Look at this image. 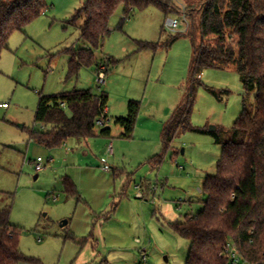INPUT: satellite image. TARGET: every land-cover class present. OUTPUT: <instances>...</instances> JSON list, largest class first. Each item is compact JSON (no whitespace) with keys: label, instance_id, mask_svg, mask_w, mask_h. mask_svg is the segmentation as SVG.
<instances>
[{"label":"rangeland","instance_id":"obj_1","mask_svg":"<svg viewBox=\"0 0 264 264\" xmlns=\"http://www.w3.org/2000/svg\"><path fill=\"white\" fill-rule=\"evenodd\" d=\"M45 1V13L13 32L0 57V103L8 104L0 108V209H9L20 251L31 259L21 264H133L140 248L147 250L146 264H184L190 242L169 223L202 208L203 182L221 153L216 139L237 137L232 124L243 108L254 110V90L243 88L234 67L202 69L194 81L192 129L163 149L162 123L184 91L191 57L187 0H174L179 12L167 15L154 6L134 10L122 24L119 6L95 62L71 77L66 51L88 46L79 36L82 19L71 20L85 0ZM167 18L180 22L177 31L167 28ZM136 40L156 48L135 51ZM100 66L104 84L97 81ZM72 89L107 92L111 111L122 99L138 100L132 136H122L108 115L110 136L99 135V126L91 138L54 148L37 144L30 131L42 128L34 122L39 95ZM161 152L159 163L150 160ZM37 157L39 172L31 164ZM65 177L77 192L64 191Z\"/></svg>","mask_w":264,"mask_h":264},{"label":"trees","instance_id":"obj_2","mask_svg":"<svg viewBox=\"0 0 264 264\" xmlns=\"http://www.w3.org/2000/svg\"><path fill=\"white\" fill-rule=\"evenodd\" d=\"M187 2L189 29L184 35L191 45V57L182 98L161 130L163 149L178 133L192 129L189 119L195 98L194 81L204 68L234 67L243 88L254 90V110L243 108L233 122L236 138L216 139L221 143V153L215 173L203 182L202 208L169 226L190 242L184 264H231L221 254L228 243L234 244L247 264H264V0ZM119 6L123 7L121 24L134 10L148 6L165 15L179 12L174 0H85L71 20L82 19L79 36L88 46L66 51L67 77L76 76L79 68L95 62L94 50L110 32L109 20ZM47 9L45 0H0V57L11 34L23 30ZM135 43V51L156 48L148 41ZM118 61L112 59L114 63ZM107 101L102 90L94 93L90 89H72L39 95L34 122L42 128L31 130L30 138L48 148L59 147L70 138L94 137L101 119L99 135L110 136L111 129L106 124L109 118L102 116ZM139 108L140 102L130 99L126 115L114 118L125 138L133 134ZM162 158L163 152L150 160L157 164ZM63 188L69 195L77 192L67 177ZM30 260L20 251L19 234L9 222V209H0V264Z\"/></svg>","mask_w":264,"mask_h":264},{"label":"built area","instance_id":"obj_3","mask_svg":"<svg viewBox=\"0 0 264 264\" xmlns=\"http://www.w3.org/2000/svg\"><path fill=\"white\" fill-rule=\"evenodd\" d=\"M178 5L181 6V3H179ZM184 20L187 24L186 18ZM184 20H182V21L184 22ZM185 22H184V25L186 28ZM165 24L170 31H177V29L180 26V22L175 18H167ZM185 28H184V30H185ZM104 70H105V68L101 67L99 69V71L97 72V81L99 84L105 83V77L106 76H105ZM7 107H8L7 103H0V108H7ZM105 114H106V107L103 108L102 116H104ZM97 124L99 126H101L103 124L102 119L98 120ZM107 151H108L109 155L113 154V146H112L111 142L107 146ZM31 164H32L33 169L36 172L41 171L44 167L43 166V160L41 157H37L33 162H31ZM103 169L106 170V167L103 166ZM137 197H139V198L142 197V193L140 191L137 193ZM221 254L223 256L227 257L230 260L231 264H247V262L242 258V256L236 250L234 244H231V243L226 244L224 246ZM147 255H148L147 250L145 248H140L138 251L137 259L133 262V264H146L147 263Z\"/></svg>","mask_w":264,"mask_h":264},{"label":"crops","instance_id":"obj_4","mask_svg":"<svg viewBox=\"0 0 264 264\" xmlns=\"http://www.w3.org/2000/svg\"><path fill=\"white\" fill-rule=\"evenodd\" d=\"M117 60H120V59H117ZM101 67H103V66H100V68ZM107 76V75H106ZM108 84H109V80H108V82H106V88H107V90H109L108 89ZM185 89V88H184ZM103 91V90H102ZM105 92V91H104ZM106 94H107V96H108V101H109V95H108V93L107 92H105ZM183 93H184V91H182V93H181V95H180V97H179V100H178V103L180 102V100H181V98H182V95H183ZM129 100V99H128ZM128 100H127V102H128ZM108 101H107V105H106V116L108 117V115H109V117H121V116H123V115H125V111H126V106H127V103L125 102L126 100L125 99H122L121 100V102H119L118 104H119V106H117V108L119 107V109H115L114 108V111H111V106H113V103L112 104H110V106H108ZM178 103H177V105H178ZM176 105V106H177ZM121 108V109H120ZM173 111V110H172ZM127 112V111H126ZM172 113V112H171ZM108 117V118H109ZM170 117V116H169ZM168 119H166V120H164L163 121V123H162V127H163V124L167 121ZM162 127H161V130H162ZM134 132V131H133ZM95 136H97V134H96V130H95ZM114 153V152H113ZM189 248V247H188Z\"/></svg>","mask_w":264,"mask_h":264},{"label":"water","instance_id":"obj_5","mask_svg":"<svg viewBox=\"0 0 264 264\" xmlns=\"http://www.w3.org/2000/svg\"><path fill=\"white\" fill-rule=\"evenodd\" d=\"M210 130H214V127H213V126H211V127H210ZM36 177H37V176H35V178H36ZM64 223H65V222H64Z\"/></svg>","mask_w":264,"mask_h":264}]
</instances>
